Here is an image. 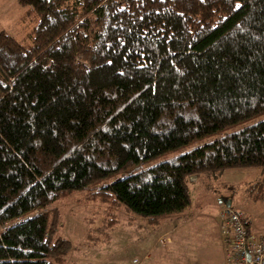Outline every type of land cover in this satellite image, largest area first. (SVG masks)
Segmentation results:
<instances>
[{"label": "trees", "instance_id": "obj_1", "mask_svg": "<svg viewBox=\"0 0 264 264\" xmlns=\"http://www.w3.org/2000/svg\"><path fill=\"white\" fill-rule=\"evenodd\" d=\"M17 2L29 29L0 30V264H66L53 203L91 184L113 216L157 223L190 206V176H264L260 120L99 184L264 110V0Z\"/></svg>", "mask_w": 264, "mask_h": 264}, {"label": "rangeland", "instance_id": "obj_2", "mask_svg": "<svg viewBox=\"0 0 264 264\" xmlns=\"http://www.w3.org/2000/svg\"><path fill=\"white\" fill-rule=\"evenodd\" d=\"M24 8L17 0H0V30L20 40L29 29L19 22ZM264 120V110L245 120L195 138L143 162L109 175L99 182L108 183L136 173L158 162L173 160L196 146ZM260 167L226 168L219 173L189 178L191 204L182 212L168 214L157 223H149L140 214L120 204L109 213L105 203L92 199L97 185L71 192L56 200L59 210L56 236L67 239L71 251L66 264H223L220 237V211L230 208L245 214L252 231L264 230V176ZM118 222L102 233V225L111 218ZM169 238L163 245L159 236ZM164 238L162 240L164 241ZM145 256V257H144ZM133 259L137 263H133Z\"/></svg>", "mask_w": 264, "mask_h": 264}, {"label": "built area", "instance_id": "obj_3", "mask_svg": "<svg viewBox=\"0 0 264 264\" xmlns=\"http://www.w3.org/2000/svg\"><path fill=\"white\" fill-rule=\"evenodd\" d=\"M220 214L223 264H264V230L247 229L242 212L230 206H224ZM132 262L137 263V260Z\"/></svg>", "mask_w": 264, "mask_h": 264}, {"label": "crops", "instance_id": "obj_4", "mask_svg": "<svg viewBox=\"0 0 264 264\" xmlns=\"http://www.w3.org/2000/svg\"><path fill=\"white\" fill-rule=\"evenodd\" d=\"M162 235L159 236V241L163 244V245H167L170 243V239L169 238H164V241L162 240ZM145 257V256H144Z\"/></svg>", "mask_w": 264, "mask_h": 264}, {"label": "water", "instance_id": "obj_5", "mask_svg": "<svg viewBox=\"0 0 264 264\" xmlns=\"http://www.w3.org/2000/svg\"><path fill=\"white\" fill-rule=\"evenodd\" d=\"M224 206L229 207L230 206V201H227L226 203H224Z\"/></svg>", "mask_w": 264, "mask_h": 264}]
</instances>
